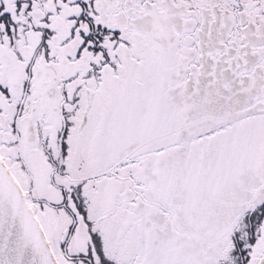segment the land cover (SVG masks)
Returning a JSON list of instances; mask_svg holds the SVG:
<instances>
[{
    "label": "snow or ice",
    "instance_id": "obj_1",
    "mask_svg": "<svg viewBox=\"0 0 264 264\" xmlns=\"http://www.w3.org/2000/svg\"><path fill=\"white\" fill-rule=\"evenodd\" d=\"M0 264H264V0H0Z\"/></svg>",
    "mask_w": 264,
    "mask_h": 264
}]
</instances>
